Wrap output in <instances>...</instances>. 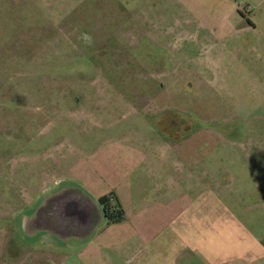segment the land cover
Masks as SVG:
<instances>
[{
    "label": "rangeland",
    "instance_id": "rangeland-1",
    "mask_svg": "<svg viewBox=\"0 0 264 264\" xmlns=\"http://www.w3.org/2000/svg\"><path fill=\"white\" fill-rule=\"evenodd\" d=\"M136 148L173 149L182 196L212 188L264 242V0H0V264L54 260L40 205L124 179Z\"/></svg>",
    "mask_w": 264,
    "mask_h": 264
},
{
    "label": "crops",
    "instance_id": "crops-1",
    "mask_svg": "<svg viewBox=\"0 0 264 264\" xmlns=\"http://www.w3.org/2000/svg\"><path fill=\"white\" fill-rule=\"evenodd\" d=\"M136 149L140 156L132 157L124 179L101 188L81 182L40 205L33 228L46 230L66 245L53 240L46 247L37 245L38 253L56 256L48 264H239L246 257L252 264L264 257L259 235L237 216L216 213L205 204L207 198H202L209 197L212 188L198 194V204L192 205L196 200L189 194L182 196L180 162L170 166L173 149ZM191 152L192 147H184L188 186L192 165L196 168ZM102 198H107L110 211L123 210L121 220L106 218Z\"/></svg>",
    "mask_w": 264,
    "mask_h": 264
},
{
    "label": "flooded vegetation",
    "instance_id": "flooded-vegetation-1",
    "mask_svg": "<svg viewBox=\"0 0 264 264\" xmlns=\"http://www.w3.org/2000/svg\"><path fill=\"white\" fill-rule=\"evenodd\" d=\"M158 124L159 128L163 133H170L169 128H178L182 129L180 131L186 132L187 129H190L191 125L188 124V115L185 113H177V114H159ZM168 116V117H167ZM183 122H187L188 125H184Z\"/></svg>",
    "mask_w": 264,
    "mask_h": 264
},
{
    "label": "trees",
    "instance_id": "trees-1",
    "mask_svg": "<svg viewBox=\"0 0 264 264\" xmlns=\"http://www.w3.org/2000/svg\"><path fill=\"white\" fill-rule=\"evenodd\" d=\"M101 201L104 204L105 215L109 221H118L123 218L124 212L122 209L116 208L115 210L110 211V209L106 205L107 198H102Z\"/></svg>",
    "mask_w": 264,
    "mask_h": 264
},
{
    "label": "clouds",
    "instance_id": "clouds-1",
    "mask_svg": "<svg viewBox=\"0 0 264 264\" xmlns=\"http://www.w3.org/2000/svg\"><path fill=\"white\" fill-rule=\"evenodd\" d=\"M84 39H85L86 42H90L91 41V37L88 36V35H85L84 36Z\"/></svg>",
    "mask_w": 264,
    "mask_h": 264
}]
</instances>
